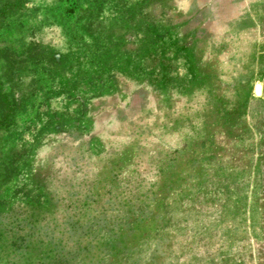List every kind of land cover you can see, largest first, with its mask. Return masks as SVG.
I'll return each mask as SVG.
<instances>
[{"label": "rangeland", "instance_id": "obj_1", "mask_svg": "<svg viewBox=\"0 0 264 264\" xmlns=\"http://www.w3.org/2000/svg\"><path fill=\"white\" fill-rule=\"evenodd\" d=\"M3 4L0 264H264V0Z\"/></svg>", "mask_w": 264, "mask_h": 264}, {"label": "crops", "instance_id": "obj_2", "mask_svg": "<svg viewBox=\"0 0 264 264\" xmlns=\"http://www.w3.org/2000/svg\"><path fill=\"white\" fill-rule=\"evenodd\" d=\"M168 226L167 264H238V247L234 252L226 251L232 246L231 238L204 237L201 229L187 221L177 227L169 222ZM176 230H183L182 235L174 236Z\"/></svg>", "mask_w": 264, "mask_h": 264}, {"label": "water", "instance_id": "obj_3", "mask_svg": "<svg viewBox=\"0 0 264 264\" xmlns=\"http://www.w3.org/2000/svg\"><path fill=\"white\" fill-rule=\"evenodd\" d=\"M261 90V85L260 83L256 82L253 86V94L254 95H259Z\"/></svg>", "mask_w": 264, "mask_h": 264}, {"label": "trees", "instance_id": "obj_4", "mask_svg": "<svg viewBox=\"0 0 264 264\" xmlns=\"http://www.w3.org/2000/svg\"><path fill=\"white\" fill-rule=\"evenodd\" d=\"M5 4H3L1 7H0V10H4L5 9Z\"/></svg>", "mask_w": 264, "mask_h": 264}]
</instances>
